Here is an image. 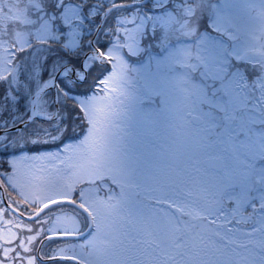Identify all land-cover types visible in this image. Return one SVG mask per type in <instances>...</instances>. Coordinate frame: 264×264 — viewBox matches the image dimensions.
Segmentation results:
<instances>
[{"label": "rangeland", "instance_id": "374dc122", "mask_svg": "<svg viewBox=\"0 0 264 264\" xmlns=\"http://www.w3.org/2000/svg\"><path fill=\"white\" fill-rule=\"evenodd\" d=\"M64 1L37 0L32 15L21 0H5L0 10L9 11V38L23 48L30 31L50 35L47 2L62 8L61 20L74 32L80 8L63 6ZM156 1L161 7L175 2L172 10L152 15L150 25L139 13L123 18L122 37L109 51L112 70L104 77V94L79 98L89 128L64 141L59 151L14 159L12 172L29 202L72 199L93 217L86 239L67 240L42 255L71 256L85 264H136L128 254L110 251L113 235L121 232L119 222L129 218L150 242L144 264H264V0ZM33 18L36 27L29 25ZM3 19L0 13L6 29ZM207 25L209 34L225 36L231 47L204 32L195 43L180 41ZM7 46L0 36L2 60ZM121 47L143 61L131 67ZM92 60L84 62L88 70ZM234 62L247 63L260 79L247 81ZM194 73L206 82L193 81ZM83 78L80 72L75 79ZM208 82L213 94L221 83L225 96L208 94ZM51 100L50 94L42 96L35 113L52 121L58 117L48 115ZM215 110L224 113L223 125ZM66 130L52 140H65ZM7 138L0 136V147L10 146ZM211 158L223 159L224 171L203 165ZM3 212L1 207L0 247L9 252V243L32 221L13 213L5 219ZM40 219L41 234H80L88 224L71 206L56 207ZM250 221L254 226L248 227ZM34 239L28 248L37 249ZM25 250L20 249L23 264H37L34 252Z\"/></svg>", "mask_w": 264, "mask_h": 264}, {"label": "trees", "instance_id": "16d2710c", "mask_svg": "<svg viewBox=\"0 0 264 264\" xmlns=\"http://www.w3.org/2000/svg\"><path fill=\"white\" fill-rule=\"evenodd\" d=\"M36 1L37 0H21V3L23 2L24 7H26L27 14L33 15L32 8L34 9L33 5ZM142 1L144 0H65L63 6L67 3H71L80 8V19L76 20L77 23H79V27L74 32L61 20L60 13L62 8L57 10L54 4L50 5L48 4L49 2H47L45 12L51 27L50 35L46 38H41L35 36V34L30 31L29 35H26L27 44L23 48H19L16 41L9 40L8 31L11 21H9V15L7 16V14H5L9 11L0 10L4 18L3 20L7 21L6 29L3 28L4 24L2 26L0 25V36L8 43L7 48H5L7 58L2 60L0 56V72H2L0 73V130L24 122L29 117L31 98L35 96L36 92L48 81L52 80L61 69L71 66L74 70H82V63L86 55L92 50L91 40L99 28L104 14L109 11L95 42L97 48L100 49L103 55L105 54V60L102 63L93 61L87 79L81 83L74 82L70 78H61L56 88L46 93L52 96L48 115L54 116L58 114V118L52 121L36 119L22 131L5 134L4 136L8 137L7 139L11 141V144L8 146L7 143H5L0 147V152L7 151L10 154H17L15 157L26 153L28 156L34 157L43 151L61 149L65 143L64 141L75 140L77 138L75 134L78 131L81 132V136L85 132V128H89L87 121H84L86 114L80 107L78 101L79 98L89 97L92 94L103 91L101 90L103 86L102 80L111 69L110 62L113 61V58L109 55V51L116 45L115 39L117 37H122L124 28L123 18H128L135 13H139L143 17L142 20L148 21L150 25L153 20L152 15L159 14V11L163 12L165 9H172L175 2L173 1L172 4L169 2L161 7L156 0H148L143 6L125 7L135 2ZM1 4L6 6L5 0H0V5ZM211 15L212 17L209 19L213 18L212 10ZM32 20L33 24H28L32 27H36L37 25L34 23V18ZM24 26L27 25L24 24ZM32 27H30L31 30H33ZM203 32L216 39L223 40L231 47V42H227L225 36L221 34H209L208 25L206 27H199L196 31H193V35L190 38L184 37L180 41L195 43ZM142 34H145V32L141 33V35ZM10 44H13L12 48H9ZM119 52L126 60H129L130 63L137 60V58H131L125 47H121ZM234 63L236 67L240 68L243 77H245L247 81H255L260 77L259 74H255L251 71L247 63ZM3 72L7 75H4L2 79L1 75ZM191 78L193 81H201L202 83L205 80L201 77L199 78L197 74H192ZM15 79L19 82L17 86H14ZM12 82L13 86L11 85ZM209 82L207 85L209 87L208 94L214 98L220 97L222 99L225 96V92L221 87V83L215 84L219 87V91L213 94L211 92L212 86ZM46 94H44L43 97ZM55 98H57V102ZM251 101L253 103L255 99ZM57 106L60 107L59 112L56 109ZM215 113L219 114V120L222 121L219 126L223 125L224 121L222 115L224 113L217 110H215ZM78 115L80 118H77ZM77 119L81 121L79 122ZM62 128L67 129L66 133L68 137L66 136L67 138L63 141H53L52 139L61 133ZM4 159L5 158H0V169L5 171L7 175H0V183L5 190V196L10 206L24 215H28L27 213L31 211H33L32 215L36 214L44 204L31 203L22 195L16 177L12 172L13 167L9 169L4 163ZM74 198L77 197L74 196ZM60 206L66 207L65 205ZM1 207L4 210V218L8 219L9 214L13 212L5 207L0 191V208ZM51 210L54 211V209ZM40 218L32 221L31 224H27L26 229L19 230L16 240L9 243V245L13 246H9L12 250L15 248L17 251H20L21 247L24 246L26 248V253L30 251L34 252L32 257L36 260L37 264H41L36 257L37 249L34 246L32 249L27 247L30 246L29 240L35 238V242H33L39 244L44 237L54 235L47 230H44L42 234L40 233L42 230L41 226L38 227L41 220ZM22 239H25V241L22 242ZM64 242L63 240H51L47 242L42 247L41 254L47 255L50 252L56 251V249L60 248L58 245ZM12 250H10L9 253H11ZM50 257L51 256H48V258ZM20 264H23V259Z\"/></svg>", "mask_w": 264, "mask_h": 264}, {"label": "water", "instance_id": "95a60500", "mask_svg": "<svg viewBox=\"0 0 264 264\" xmlns=\"http://www.w3.org/2000/svg\"><path fill=\"white\" fill-rule=\"evenodd\" d=\"M147 0L143 1V2H139V3H135L131 6H141V5H144L146 3ZM128 7V6H127ZM104 18H105V15L103 16V20L101 22V25L100 27L98 28L96 34L94 35L92 41H91V48L93 50H96V46H95V39L101 29V27L103 26V21H104ZM102 60V57L99 58V61ZM66 69H70L72 72L71 76H75L76 74V71L71 68V67H66L64 68L63 70H61L60 72L57 73V75L54 77L52 83L49 85V86H46V87H43L39 92H37L34 96V100L32 102V106H31V111H30V114H29V117L27 120H25L24 122H22L21 124L17 125V126H14V127H11V128H8V129H4V130H0V136L1 135H4V134H9V133H14V132H19V131H22L23 129H25L26 127H28L31 123H33L36 119H42L44 120L45 117H42V116H39L35 113V108L37 107V103H38V100L42 97L43 94H45L46 92H48L50 89H55L56 87V84L58 82V80L61 78V77H64L63 76V72L64 70ZM87 77V73H85V78ZM49 120V119H48ZM203 165L208 169V170H211V169H214V170H217V171H222L223 170V167H224V161L222 159H219V158H211V159H206L203 161ZM0 190H1V193H2V197H3V200H4V203L9 207V204L5 198V190L4 188L2 187L1 183H0ZM60 203V201H57V202H53V203H50V204H47L45 205L43 208H41L34 216L32 217H27L23 214H21L18 210L12 208V207H9L12 211H14L15 213L19 214L21 217H23L25 220H36L37 218H39L41 215H43L46 211H48L49 209L53 208V207H56L58 204ZM65 204H72L75 208H77L78 210L82 211L87 217H88V221H89V225H88V228L87 230L82 233V234H78V235H70V234H65V235H59V236H47L46 238H44L40 244H39V248L37 250V258L42 262V263H54V262H69V263H74V264H82L81 262H79L78 260L74 259V258H70V257H56V258H51L49 260H45L41 257V253H40V250L42 248V246L50 241V240H54V239H60L58 237H64L63 239L61 240H81V239H84L85 237H87L91 231V228H92V221H91V218H90V215L89 213L82 207L80 206L79 204L77 203H73V202H70V201H65L64 202Z\"/></svg>", "mask_w": 264, "mask_h": 264}, {"label": "flooded vegetation", "instance_id": "af4514ba", "mask_svg": "<svg viewBox=\"0 0 264 264\" xmlns=\"http://www.w3.org/2000/svg\"><path fill=\"white\" fill-rule=\"evenodd\" d=\"M170 209L174 212V207L168 205ZM93 218V217H92ZM126 219V218H125ZM129 221V218L126 221L119 222L120 233L113 235V246H110V251L113 254H128L129 261L136 262V264H144V256L146 252L150 250V242H146L141 238L142 232L141 229ZM145 242V243H144ZM115 249V251H114ZM117 252V253H115Z\"/></svg>", "mask_w": 264, "mask_h": 264}, {"label": "snow or ice", "instance_id": "6c2138e0", "mask_svg": "<svg viewBox=\"0 0 264 264\" xmlns=\"http://www.w3.org/2000/svg\"><path fill=\"white\" fill-rule=\"evenodd\" d=\"M57 151H59V149ZM16 155L17 154H10L7 151L0 152V158H5L4 163L8 166L9 169L14 166V159ZM41 166H43V164ZM0 175L6 176L7 173L0 169ZM58 238L63 239L64 237ZM22 259L23 254L21 251H17L15 248H13L12 252L9 253L5 247H0V264H20Z\"/></svg>", "mask_w": 264, "mask_h": 264}, {"label": "bare ground", "instance_id": "6f19581e", "mask_svg": "<svg viewBox=\"0 0 264 264\" xmlns=\"http://www.w3.org/2000/svg\"><path fill=\"white\" fill-rule=\"evenodd\" d=\"M67 74V71H64L63 75H66Z\"/></svg>", "mask_w": 264, "mask_h": 264}]
</instances>
